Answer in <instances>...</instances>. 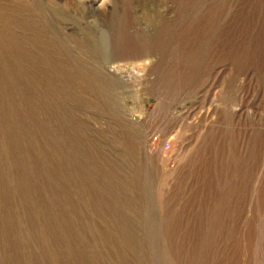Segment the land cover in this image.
Segmentation results:
<instances>
[{
  "label": "rangeland",
  "instance_id": "1",
  "mask_svg": "<svg viewBox=\"0 0 264 264\" xmlns=\"http://www.w3.org/2000/svg\"><path fill=\"white\" fill-rule=\"evenodd\" d=\"M93 1L0 0V264H264V0Z\"/></svg>",
  "mask_w": 264,
  "mask_h": 264
},
{
  "label": "bare ground",
  "instance_id": "2",
  "mask_svg": "<svg viewBox=\"0 0 264 264\" xmlns=\"http://www.w3.org/2000/svg\"><path fill=\"white\" fill-rule=\"evenodd\" d=\"M91 1L92 0H79V3L80 4H90ZM99 1H101V0H94L93 1V4H96ZM106 2H107V0H103V2H102L101 5L106 4ZM42 6H44V5H42ZM28 7H29V10L33 11L38 17H40L41 19H43V21L45 23H49V21L41 14V12L36 7H34L33 4H30ZM147 15H148V17H152L151 12L147 13ZM94 44H95V41H94Z\"/></svg>",
  "mask_w": 264,
  "mask_h": 264
},
{
  "label": "built area",
  "instance_id": "3",
  "mask_svg": "<svg viewBox=\"0 0 264 264\" xmlns=\"http://www.w3.org/2000/svg\"><path fill=\"white\" fill-rule=\"evenodd\" d=\"M154 138H155V141H157L158 137L155 136ZM169 148H170V146H169V144H167L166 149H169Z\"/></svg>",
  "mask_w": 264,
  "mask_h": 264
}]
</instances>
